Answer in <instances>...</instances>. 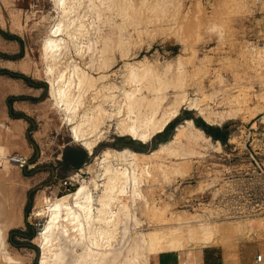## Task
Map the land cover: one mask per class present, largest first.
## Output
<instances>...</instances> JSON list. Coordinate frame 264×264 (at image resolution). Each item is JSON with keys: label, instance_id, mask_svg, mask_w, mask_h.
I'll return each mask as SVG.
<instances>
[{"label": "rangeland", "instance_id": "rangeland-1", "mask_svg": "<svg viewBox=\"0 0 264 264\" xmlns=\"http://www.w3.org/2000/svg\"><path fill=\"white\" fill-rule=\"evenodd\" d=\"M53 2L0 0V71L13 75H0V123L4 125L0 128V138L7 146V159L12 165L9 175L1 181L0 200L18 221L7 231V250L21 264H38L41 251L33 242L39 231L37 218L33 216L38 196L54 198L74 191L79 183L89 180L87 167L104 149L128 148L140 153L154 150L170 140L176 126L189 120L186 119L189 116L193 124L196 120L207 126L225 127V144L218 141L220 151L210 149L192 159L183 177L162 178L158 170L150 168L152 176L145 177L144 185L148 203L158 207L168 205L173 216L204 212L208 222L218 227L238 225V232L223 233V242L216 236L214 244L207 247L188 244L187 251L196 253L211 247L212 253L222 255L223 264H264V4L255 0H135L139 26L132 23L125 31L131 41L125 58L115 49V38L111 40L114 43H101L106 33L115 29L114 25L109 29L104 20L95 19L90 39L93 42L96 37L100 44L94 45L97 55L90 53L85 59L90 67L87 71L94 78L101 73L107 77L108 84L119 85L123 64L144 59L158 68L162 76H173L180 57L189 76L185 86L189 99L201 100L203 93H213L211 100L201 104L206 103L214 112H227L228 95L244 96L239 111L214 125H208L196 110L182 105L166 130L147 143L121 136L113 126L105 130L103 139L89 155L80 143H72L69 125L49 106L40 47L52 21L58 17ZM238 2L243 7H236ZM114 14L106 16L118 23L119 18ZM259 50L263 61L260 68L254 59ZM77 61L82 64L78 58ZM99 65L103 71H93ZM256 72L263 75L259 78ZM167 92L168 97L172 96V90ZM6 128L11 130L8 136L4 132ZM68 148L85 152L87 159L80 168L62 163L63 152ZM16 159L25 161L22 167ZM65 180L73 183L72 188L61 186ZM141 206L136 211L141 222L136 227L131 222V233L150 229ZM17 231L24 234L33 231L34 237L22 238ZM10 240L19 246H13ZM185 251L178 253L181 259ZM258 255L261 262L255 263L253 258ZM153 258L150 257L148 264Z\"/></svg>", "mask_w": 264, "mask_h": 264}, {"label": "bare ground", "instance_id": "bare-ground-1", "mask_svg": "<svg viewBox=\"0 0 264 264\" xmlns=\"http://www.w3.org/2000/svg\"><path fill=\"white\" fill-rule=\"evenodd\" d=\"M53 1L58 17L49 26L40 47L49 106L63 123L69 125L72 143H80L89 155L103 139L105 130L113 126L121 136L140 143L149 142L178 116L182 105L196 110L208 125L217 124L240 110L244 95H228L227 112H214L206 103L201 104L204 100H211L213 93H203L201 100L189 99L185 92L189 76L180 57L173 76H162L158 68L144 59L123 64L119 85L108 84L107 77L96 71L99 76L94 78L87 71L90 67L85 62L90 53L97 55L98 52L94 45L100 41L96 37L93 42L90 39L94 20H104L109 29L114 25L115 29L108 31L101 43L107 45L115 38V49L125 58L131 44L125 31L133 26L132 23L137 28L139 26L135 0ZM255 1L264 4L263 0ZM236 7L243 5L238 2ZM113 12L119 18L118 23L106 16ZM89 16L92 17L90 22ZM255 56L260 68L262 52L259 50ZM96 69L103 71V66L99 65L93 71ZM261 75L257 74L259 78ZM168 90H172L170 97ZM3 127L0 123V128ZM4 132L8 136L11 130L6 128ZM210 149L220 151V143L213 144L192 120L178 124L170 140L148 153L128 148L104 149L87 167L88 181H82L74 191L58 197L36 198L33 216L45 218L42 229L33 239L41 251L38 264H148L150 257L185 251L188 244L207 247L216 241V236H220L221 242L223 233L236 231L238 225L224 228L213 223L216 227H212L204 212L173 216L169 214L168 205L158 207L148 203L144 194L145 177L150 179L152 176L150 168L158 170L162 178L168 175L183 177L187 174L188 163ZM7 153V146L0 138V184L12 166ZM199 188L203 189L202 186ZM140 204L151 226L147 232L131 233V222L135 227L141 222L136 218ZM17 223L0 200V264H21L6 247L7 231ZM200 260L201 251L192 253L186 250V264H200Z\"/></svg>", "mask_w": 264, "mask_h": 264}, {"label": "trees", "instance_id": "trees-1", "mask_svg": "<svg viewBox=\"0 0 264 264\" xmlns=\"http://www.w3.org/2000/svg\"><path fill=\"white\" fill-rule=\"evenodd\" d=\"M6 38H14V37H6ZM6 74L8 75L9 73H7L6 71H0V75H6ZM32 86L35 87L34 85ZM186 119L193 120V118L189 116H187ZM194 124L196 127L200 128L207 136L211 137L214 141H219L220 143L225 144L227 137V133L225 132L226 131L225 127L218 128V127L207 126L204 123L196 120H194ZM86 159L87 156L85 152L79 149H70V148L65 149L62 155V163L74 167L75 169L80 168L81 165L86 161ZM17 234L18 236L26 239H32L34 237L33 231H29L26 234H24L21 231H17ZM9 242L15 247L19 246L17 242H12L11 240Z\"/></svg>", "mask_w": 264, "mask_h": 264}, {"label": "crops", "instance_id": "crops-1", "mask_svg": "<svg viewBox=\"0 0 264 264\" xmlns=\"http://www.w3.org/2000/svg\"><path fill=\"white\" fill-rule=\"evenodd\" d=\"M210 250H212L211 247L209 249L206 248L201 250L200 264H223L222 255L220 256L221 257L220 259V257H218V254L212 253V251ZM178 253L181 252L161 253L159 255L152 256L154 258L151 264H172V260L174 261L175 258H176V262H173V264H186V251H185L184 259H181V256H179ZM257 257H260V255H258ZM257 257L253 258L255 260V263L261 262V257L260 260H257Z\"/></svg>", "mask_w": 264, "mask_h": 264}, {"label": "built area", "instance_id": "built-area-1", "mask_svg": "<svg viewBox=\"0 0 264 264\" xmlns=\"http://www.w3.org/2000/svg\"><path fill=\"white\" fill-rule=\"evenodd\" d=\"M15 162L20 163L21 167L25 163V161H23L22 159H16ZM61 186H63L64 189L68 190V189L72 188L73 183L71 181H69V180L68 181L65 180ZM35 218H37V227H38V230L40 231L42 229L43 225H44V221L45 220H44V218H40L38 216L35 217ZM39 231L37 232V234L39 233ZM257 260H260V257H257Z\"/></svg>", "mask_w": 264, "mask_h": 264}]
</instances>
